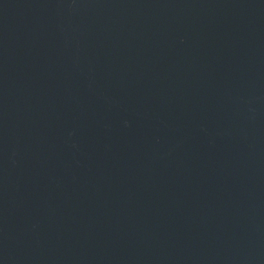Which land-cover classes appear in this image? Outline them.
Instances as JSON below:
<instances>
[{"label":"water","instance_id":"water-1","mask_svg":"<svg viewBox=\"0 0 264 264\" xmlns=\"http://www.w3.org/2000/svg\"><path fill=\"white\" fill-rule=\"evenodd\" d=\"M0 264H264V0H0Z\"/></svg>","mask_w":264,"mask_h":264}]
</instances>
